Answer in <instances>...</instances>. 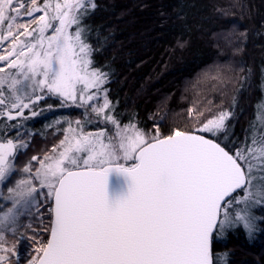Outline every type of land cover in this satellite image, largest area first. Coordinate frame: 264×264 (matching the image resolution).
<instances>
[{
	"label": "snow or ice",
	"instance_id": "obj_1",
	"mask_svg": "<svg viewBox=\"0 0 264 264\" xmlns=\"http://www.w3.org/2000/svg\"><path fill=\"white\" fill-rule=\"evenodd\" d=\"M96 7L94 0H0V46L8 45L0 54V118L27 120L25 110L41 116L40 101L56 96L62 106L79 101L77 107L117 127L111 136L69 122L51 154L32 157L39 167L33 171L29 163L27 178L7 186L28 143L21 125H5V136L14 128L18 139L0 142V185L7 190L0 194V253L20 255L7 241H23L24 228L34 241L28 264H217L213 245L225 230L264 231V214L253 211L264 207V131L250 124L235 147L229 111L196 132L164 136L157 126L149 134L121 126L105 112L106 97L90 104L96 99L90 89L102 91L107 82L92 67L83 26ZM22 217L30 219L25 224Z\"/></svg>",
	"mask_w": 264,
	"mask_h": 264
},
{
	"label": "trees",
	"instance_id": "obj_2",
	"mask_svg": "<svg viewBox=\"0 0 264 264\" xmlns=\"http://www.w3.org/2000/svg\"><path fill=\"white\" fill-rule=\"evenodd\" d=\"M94 2L97 7L89 9L83 26L93 49L92 67L107 74L105 97L120 125L135 124L149 134L159 126L167 136L174 129L196 132L203 122L230 111L226 123L235 147L245 141L250 124L264 131V0ZM6 46L0 47V54ZM30 115H25L27 120L0 118V141L17 140L16 129L4 133L6 124H19L28 143L18 153L7 186L27 178L23 168L31 163L34 171L32 157L42 158L51 139L61 136L63 132L50 128L55 120L83 117L79 110L62 107L38 117ZM197 134L217 139L209 133ZM2 193L7 195L4 185ZM253 211L264 214V207ZM21 219L26 224L30 218ZM31 231L20 230L18 235L25 239L19 244L8 239L9 249L16 247L20 255L9 251L6 264H28L34 254V241L27 237ZM213 247L217 264H264V231L249 236L242 229L225 230Z\"/></svg>",
	"mask_w": 264,
	"mask_h": 264
},
{
	"label": "rangeland",
	"instance_id": "obj_3",
	"mask_svg": "<svg viewBox=\"0 0 264 264\" xmlns=\"http://www.w3.org/2000/svg\"><path fill=\"white\" fill-rule=\"evenodd\" d=\"M72 30H74V29H70V31H72ZM6 45H7V42H6ZM0 47H2V46H0ZM0 65L3 66L2 64H0ZM0 75H2V74H0ZM104 86H105V84L102 86L103 89H104ZM90 93H92V94H94L96 96V99H94L93 101L89 102L90 104L99 106V105H102L104 103L105 89L102 90V91H99V92H97L96 89H90ZM78 103H79V101H76V102L67 101L65 103V105L62 106L60 98H58L56 96H48L45 100L40 101V107L44 108V111H52L54 109L58 110V109H60V107L65 108L67 110L68 109L79 110V111H81L83 113V117L79 121H81V122L83 121L82 124H83V127H84L85 131L97 132V131H100V130H104L106 132V135L115 136V133L117 131L116 125L106 122L104 119L101 118V116H98L96 113H93L91 111V109L88 108L87 106H85V107H77L76 104H78ZM48 105H52V108L48 109V107H47ZM56 106L59 107V108H57ZM37 110H39V108ZM109 110H110V108L106 109L105 112L108 113V114H111V112H109ZM27 114H30V112L28 110H25V115H27ZM30 117H31V115H30ZM86 117H87V119H86ZM18 118H21V117H18ZM73 119H74V117H73ZM74 120L75 121L67 120V119L62 120V119L58 118L57 120H55V122L52 123L50 128L52 127L54 129H56V131L60 130L63 133L61 134V136L56 135L55 138L51 139V142H50V144L48 146L49 150L46 152L47 154H51L53 146L58 145L60 140H62L64 138V135H65L64 130L69 127V122L72 121L71 125H72L73 128L77 127V125L75 123L77 121V118L74 119ZM57 121H59V123H57ZM121 126H124V125H121ZM53 135H54V133H53ZM0 142H2V141H0ZM3 142H6V141H3ZM21 150L22 149H20V151ZM42 151L43 150H41V152ZM41 152H40V155H41ZM42 156H43L42 158H38V159H43L44 156H45V153ZM34 163H35L34 164L35 168H38L39 164L36 161ZM2 191H3V185H0V194L3 195ZM44 191H46V190H44ZM0 255H5V253H0ZM5 260H6V256H5Z\"/></svg>",
	"mask_w": 264,
	"mask_h": 264
},
{
	"label": "water",
	"instance_id": "obj_4",
	"mask_svg": "<svg viewBox=\"0 0 264 264\" xmlns=\"http://www.w3.org/2000/svg\"><path fill=\"white\" fill-rule=\"evenodd\" d=\"M197 134V133H196ZM201 135V134H200Z\"/></svg>",
	"mask_w": 264,
	"mask_h": 264
}]
</instances>
